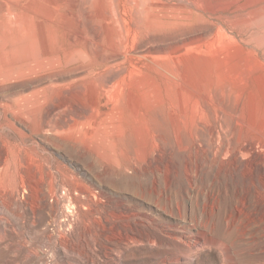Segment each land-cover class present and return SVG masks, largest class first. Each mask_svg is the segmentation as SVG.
Instances as JSON below:
<instances>
[{
    "label": "rangeland",
    "instance_id": "rangeland-1",
    "mask_svg": "<svg viewBox=\"0 0 264 264\" xmlns=\"http://www.w3.org/2000/svg\"><path fill=\"white\" fill-rule=\"evenodd\" d=\"M257 3L0 0V264H264Z\"/></svg>",
    "mask_w": 264,
    "mask_h": 264
},
{
    "label": "bare ground",
    "instance_id": "bare-ground-1",
    "mask_svg": "<svg viewBox=\"0 0 264 264\" xmlns=\"http://www.w3.org/2000/svg\"><path fill=\"white\" fill-rule=\"evenodd\" d=\"M253 1V0H252ZM257 4H259L260 6H263L264 7V0H258V3ZM112 14V13H111ZM102 18H104L105 20L104 21H109L110 20V17H108V16H105V14L104 15H102ZM112 19H116L115 17L114 18H112ZM117 20V19H116ZM115 20V21H116ZM114 20H112V22H113ZM104 24V23H103ZM109 24H110V22H109ZM110 26V25H109ZM107 30V29H106ZM5 51V50H4ZM148 98V97H147ZM255 108H256V112H258V113H260V114H262V115H264L263 113H264V104H258V105H256L255 106ZM176 123V122H175ZM263 128H264V125H263ZM132 129H134V131H137L138 130V127L134 124V126L132 127ZM262 129V128H261ZM253 137V136H252ZM251 143H255L256 145H259L261 148H263L264 149V139L261 137V138H259V139H252L247 145H242V146H239V147H233V154L234 155H240V157L243 159V158H245L246 156H255V148L254 147H252L251 146ZM258 146V147H259ZM215 151L216 150H213V151H211V153L209 154V155H213L214 153H215ZM261 154V155H260ZM259 155V159H257V163H259V164H261V165H263L264 164V153L262 152V153H260ZM130 158V157H129ZM135 164V163H134ZM190 188H192V187H190ZM193 189V188H192ZM215 191V190H214ZM163 194V193H162ZM165 194L167 195V191H165ZM171 193H168V195H170ZM195 215V214H194ZM196 217V216H195ZM198 218V217H197ZM255 222V221H254ZM190 226V225H189ZM253 226L254 225H247V229H248V231H247V235H250L251 234V232H252V229H253ZM240 236H242V235H240ZM244 238L243 237H236V243L237 242H240L241 240H243Z\"/></svg>",
    "mask_w": 264,
    "mask_h": 264
}]
</instances>
